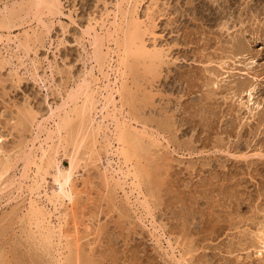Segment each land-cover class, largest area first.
Segmentation results:
<instances>
[{
    "label": "rangeland",
    "instance_id": "rangeland-1",
    "mask_svg": "<svg viewBox=\"0 0 264 264\" xmlns=\"http://www.w3.org/2000/svg\"><path fill=\"white\" fill-rule=\"evenodd\" d=\"M62 3L65 16L54 20L36 55L2 50L13 64L0 69V137L7 151L30 138L29 124L23 129L19 123L22 112L47 117L49 108L60 105V87L70 89L89 69L85 42L78 39L88 20L113 0ZM147 8L154 16L155 44L165 57L152 74L140 66L129 83L137 97L132 111L139 118L132 125L145 124L160 142L147 146L139 160L147 170L142 191L153 221L188 264H264L250 238L264 225V0H145L141 20ZM21 32L15 27L10 34ZM32 62L39 69L35 79ZM249 89L251 105L260 104L254 117L245 107ZM101 158L95 167L79 169L76 187L82 192L68 228L70 241H78L74 264H178L165 251V241L164 250L156 246L155 232L123 194L104 186L107 163L105 155ZM62 164L69 166L65 159ZM52 173L48 193L54 189ZM13 194L0 199V264H51L22 222L26 195Z\"/></svg>",
    "mask_w": 264,
    "mask_h": 264
},
{
    "label": "bare ground",
    "instance_id": "bare-ground-1",
    "mask_svg": "<svg viewBox=\"0 0 264 264\" xmlns=\"http://www.w3.org/2000/svg\"><path fill=\"white\" fill-rule=\"evenodd\" d=\"M144 1L113 0V3L109 4L110 7L104 4L102 12L97 15L98 18L91 17L88 20L82 36L78 39L81 40L79 43L85 42L82 46L85 51V64L89 65V69L80 75L70 89L66 86L60 87V105L49 108L47 117L37 119L31 111L22 112L20 125L23 129L26 124L30 127V138L27 141H21L20 146L7 151L0 137V199L4 193L7 195L6 191L8 198L14 195L13 192L19 194L17 197L26 195L27 206L22 222L28 227L29 238L37 241L36 246L45 252L51 264L75 262L73 248L78 241H70L68 228L75 216L76 200L82 192L76 187V183H79L77 181L81 179L79 169L86 168V164L95 167L103 155L107 163L101 176L104 186L112 187V191L119 190L128 207H132L140 217L148 221L151 232L156 235H153L156 246L164 250L165 241V251L170 252L173 260L178 264H188L177 246L174 247L169 238L160 233L161 228L159 227V230L153 221L150 204L143 193L144 190L142 191L147 170L140 166L139 160L143 159L141 154L149 151L147 146L153 148L160 142H156L158 139L153 138V133L147 132L145 124L142 129L132 125L138 124L139 118H136L135 106H131L136 105L134 99L137 97L133 95L130 83L133 76L139 75L140 66L146 73L152 74L157 64H161L165 57L163 48L155 44V35L151 31L153 12L147 8L145 20L139 17V8ZM0 8L2 70L8 65L13 67L11 61L2 56V50L6 53L10 50L14 53L21 52L24 57L30 52L36 53L38 47H43L45 39L49 37L54 20L65 16L62 13V0H3ZM67 16L70 18V15ZM60 23L58 21L62 27ZM15 27H21L22 32L12 36L10 31ZM148 37H153L150 46L146 45ZM16 60L20 67L22 62L20 63L19 56ZM34 62L31 75L35 79L39 76L36 74L39 69ZM15 76L17 77V74ZM252 91H246L247 101L244 105L249 111V116L254 117L260 104L251 105ZM125 106H130L131 111L125 110ZM64 159L69 163L67 168L63 167ZM51 170L54 189L48 193L45 185ZM74 226L75 224L72 229L76 231ZM253 232L250 238L257 245L256 256L264 257V225ZM176 253L179 254V259L176 258Z\"/></svg>",
    "mask_w": 264,
    "mask_h": 264
}]
</instances>
